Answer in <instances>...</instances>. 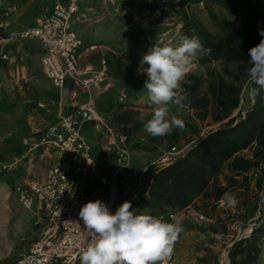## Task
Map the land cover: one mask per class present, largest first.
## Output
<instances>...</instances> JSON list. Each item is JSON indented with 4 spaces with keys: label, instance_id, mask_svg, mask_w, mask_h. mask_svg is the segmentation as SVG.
<instances>
[{
    "label": "crops",
    "instance_id": "crops-1",
    "mask_svg": "<svg viewBox=\"0 0 264 264\" xmlns=\"http://www.w3.org/2000/svg\"><path fill=\"white\" fill-rule=\"evenodd\" d=\"M3 2L18 7V11L10 17H6L0 11V27L8 32L34 26L40 16L49 13L56 0H3ZM84 2L88 3L86 8H83L85 12L79 11L72 24L73 29L83 40L81 64H89L100 69L102 61L106 60L108 75L113 83L109 91L95 93L96 108L118 131L128 136L133 151V163L128 174L136 179L145 171L150 182L154 171L151 164L154 161L173 147L182 148L198 135L199 125L192 118L190 110H194L202 124L212 123V127L215 128L225 123L227 119L215 120L212 105L205 119L199 117L201 110L193 108V95L183 86L185 83H192L193 75H201L191 70L180 81L179 91L185 97L182 106L169 105L170 114L181 119L184 128L182 130L174 128L170 134L162 137H152L143 131V122L139 120V116L145 113V120L149 119L153 106L145 102L144 81L147 76L143 71L147 66L141 64V59L154 44L166 43L163 37L165 28L163 25L154 26L148 34L145 47L138 48L131 39H126L120 34L117 27L110 24L104 15L95 14L99 11H110V3L81 0V10ZM44 53V47L36 39L7 42L4 38L0 41V55L7 56L0 57V98L4 103H13L15 108L12 113L0 111V160L11 165L10 177L16 185L44 180L49 166L58 159L53 148L41 150L39 154L33 152L24 156L27 151L24 139L33 137L47 125L57 121L60 113L87 100V94L79 91L77 99L73 101V85L70 80L63 91L55 87L43 71ZM205 84L206 82L202 93L206 90ZM121 88H126L129 93L128 100L123 104L118 102ZM39 103H45L49 110L39 108ZM240 109L241 106L232 116H236ZM83 134L93 146L96 172L92 181L98 186L100 176L111 173L114 159L104 151L103 143L94 132L92 122L83 125ZM15 159L19 160L14 161ZM199 200L201 198L186 208L185 214L179 218L183 228L176 245L179 264H193V207ZM206 254L202 255L204 260L212 264Z\"/></svg>",
    "mask_w": 264,
    "mask_h": 264
},
{
    "label": "built area",
    "instance_id": "built-area-1",
    "mask_svg": "<svg viewBox=\"0 0 264 264\" xmlns=\"http://www.w3.org/2000/svg\"><path fill=\"white\" fill-rule=\"evenodd\" d=\"M80 4L81 0H56L49 13L38 18L34 26L15 33L19 39H36L42 44L45 50L43 71L55 87L63 91L70 80L73 101L77 99L79 91L87 94V100L60 113L57 121L23 141L27 147L24 156L53 148L58 159L49 166L44 180L19 183L15 187L21 205L28 210L37 207L40 217L36 222L39 227L38 238L13 264H80L81 249L93 240L92 234L80 220L81 207L88 201L99 199L115 212L124 201H130L131 211L147 194L151 182L145 171L136 179L128 174L133 163L128 136L118 131L96 108L95 93L109 91L113 83L108 75L106 60L102 61L100 69L81 64L83 40L72 27ZM0 11L10 17L18 11V7L0 0ZM128 97L127 89L121 88L119 104L125 103ZM38 107L49 110L45 103H39ZM190 114L199 125L198 135L180 149L173 147L165 151L151 164L153 170L173 163L213 129L202 124L194 110H190ZM87 122H92L104 151L114 159L111 173L100 176V183L95 190L91 189V183L96 172V159L93 146L83 134V125ZM10 171L11 165L0 160V179L8 178ZM185 210L170 209L148 215L172 222L173 218L179 220ZM197 216L201 221H209L203 214ZM177 240L166 264H179Z\"/></svg>",
    "mask_w": 264,
    "mask_h": 264
},
{
    "label": "trees",
    "instance_id": "trees-1",
    "mask_svg": "<svg viewBox=\"0 0 264 264\" xmlns=\"http://www.w3.org/2000/svg\"><path fill=\"white\" fill-rule=\"evenodd\" d=\"M214 1L242 18L243 23L235 27L227 19L219 22L226 33L215 41H204L211 53L197 59L203 65L221 61L222 71H209L207 80L193 75L192 83L183 86L193 95V108L201 110V119L208 116L212 105L214 119L227 121L193 143L173 163L155 169L147 194L134 208L138 209L136 214L183 210L199 198L217 203L224 200L225 192H232L246 223L260 214L253 221L252 232L232 242L229 263L264 264V92L253 97V104L245 113L240 109L232 116L240 108L244 85L250 84L251 90L254 87L247 78L251 67L248 51L262 39L259 33L264 30V0ZM187 3L184 0L182 4ZM149 7L158 9L157 5ZM5 37V30L0 27V41ZM229 64L236 69L231 70ZM205 82L207 87L202 93ZM246 151L250 154L246 155ZM222 174L224 180L220 179Z\"/></svg>",
    "mask_w": 264,
    "mask_h": 264
},
{
    "label": "rangeland",
    "instance_id": "rangeland-1",
    "mask_svg": "<svg viewBox=\"0 0 264 264\" xmlns=\"http://www.w3.org/2000/svg\"><path fill=\"white\" fill-rule=\"evenodd\" d=\"M106 1L111 4V10L99 11L95 14L104 15L110 24L117 27L120 34L126 39H131L135 47L142 49L154 26L163 25L165 44L175 45L181 36L197 35L202 43L206 40L215 41L226 33L219 24L224 19L230 20L235 27L243 23L242 18L234 16L214 0H187V4H182L184 0H99L100 3ZM150 4L157 5L158 9L151 10ZM87 5L88 3L84 2L80 12H85L83 8ZM5 32L7 42L22 40L15 36L18 31ZM0 57L7 56L0 55ZM223 66L221 61L203 65L195 59L191 70L193 73L203 75L207 80L209 71H222ZM228 67L231 70L236 69L233 64H229ZM226 78L230 79L229 76ZM204 87L206 89L207 83ZM252 100L250 84H245L240 104L243 113L251 107ZM14 110L13 103H4L0 98V111L12 113ZM206 126L213 124L207 123ZM245 154L249 155L250 151H246ZM224 175L220 176L221 180H224ZM96 185L97 183L92 181L91 189L95 190ZM252 185H255V180ZM15 187L16 182L10 176L0 179V264H13L39 235V227L36 225L40 217L38 209L24 208L18 200ZM193 210V264H209L202 256L204 253H207L212 264H230L228 250L232 242L248 236L254 225V219L260 214L257 213L256 218L246 223L238 202L229 205L225 200L214 203L211 200L201 199ZM131 211L137 213L138 209L134 208ZM194 213L203 214L210 220L201 221Z\"/></svg>",
    "mask_w": 264,
    "mask_h": 264
},
{
    "label": "clouds",
    "instance_id": "clouds-1",
    "mask_svg": "<svg viewBox=\"0 0 264 264\" xmlns=\"http://www.w3.org/2000/svg\"><path fill=\"white\" fill-rule=\"evenodd\" d=\"M262 39L248 51L251 67L247 70L248 82L253 84V97L264 92V30ZM197 35L181 36L175 45L154 44L142 55L146 103L153 106L150 118L141 113L143 131L152 137L170 134L174 128L183 129L184 123L170 114L169 105L182 106L180 81L191 70L198 57L210 55ZM222 199L229 205L238 201L232 192ZM130 201H124L115 212L97 199L85 203L79 212L80 220L93 240L81 249L80 264H166L174 251V244L183 231L182 224L173 218L167 222L148 214L130 211Z\"/></svg>",
    "mask_w": 264,
    "mask_h": 264
},
{
    "label": "water",
    "instance_id": "water-1",
    "mask_svg": "<svg viewBox=\"0 0 264 264\" xmlns=\"http://www.w3.org/2000/svg\"><path fill=\"white\" fill-rule=\"evenodd\" d=\"M252 232V229H251V231H250V233Z\"/></svg>",
    "mask_w": 264,
    "mask_h": 264
}]
</instances>
